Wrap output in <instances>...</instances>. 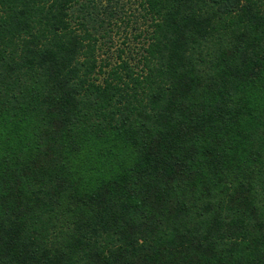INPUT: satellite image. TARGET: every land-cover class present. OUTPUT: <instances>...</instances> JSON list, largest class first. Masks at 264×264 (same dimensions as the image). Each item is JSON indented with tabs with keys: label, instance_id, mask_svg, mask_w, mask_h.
Wrapping results in <instances>:
<instances>
[{
	"label": "trees",
	"instance_id": "obj_1",
	"mask_svg": "<svg viewBox=\"0 0 264 264\" xmlns=\"http://www.w3.org/2000/svg\"><path fill=\"white\" fill-rule=\"evenodd\" d=\"M0 264H264V0H0Z\"/></svg>",
	"mask_w": 264,
	"mask_h": 264
},
{
	"label": "rangeland",
	"instance_id": "obj_2",
	"mask_svg": "<svg viewBox=\"0 0 264 264\" xmlns=\"http://www.w3.org/2000/svg\"><path fill=\"white\" fill-rule=\"evenodd\" d=\"M129 32H131V31L128 30V34H129ZM121 34H122V31L119 30L118 37H116V36L114 37V41L116 42V46H119L122 42V38L120 36ZM130 38H131V36H130Z\"/></svg>",
	"mask_w": 264,
	"mask_h": 264
}]
</instances>
